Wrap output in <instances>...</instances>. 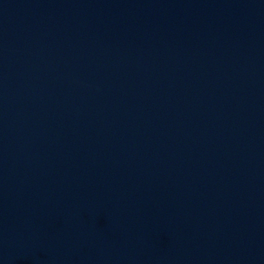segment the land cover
<instances>
[{
  "label": "water",
  "instance_id": "1",
  "mask_svg": "<svg viewBox=\"0 0 264 264\" xmlns=\"http://www.w3.org/2000/svg\"><path fill=\"white\" fill-rule=\"evenodd\" d=\"M0 264H264V0H0Z\"/></svg>",
  "mask_w": 264,
  "mask_h": 264
}]
</instances>
